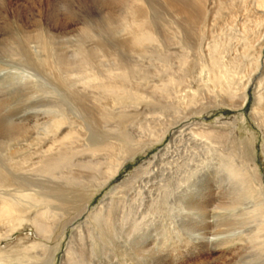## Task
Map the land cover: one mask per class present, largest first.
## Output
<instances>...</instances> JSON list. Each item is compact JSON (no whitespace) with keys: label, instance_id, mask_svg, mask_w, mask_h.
Here are the masks:
<instances>
[{"label":"bare ground","instance_id":"1","mask_svg":"<svg viewBox=\"0 0 264 264\" xmlns=\"http://www.w3.org/2000/svg\"><path fill=\"white\" fill-rule=\"evenodd\" d=\"M9 2L0 0V62L18 70L21 79L8 75L0 91V264H174L158 256L164 245L158 239L167 240L180 220L198 231L200 241L215 240L208 236L214 227L221 244L238 249L236 264H264V0H94L98 15L85 17L72 33L66 31L61 0L49 1L45 17L10 16ZM153 20H161L160 26ZM206 31L213 34L210 41ZM198 37L209 64L200 74L203 85L187 89L188 106L199 105L201 87L213 105L233 109L244 107L253 92L251 117L261 141L254 132L240 134L243 114L199 125L186 120L202 108L164 119L158 107L163 99L142 103L147 99L133 79L139 65L127 62L121 47L169 52L166 45L184 46L172 53L183 69L192 60L188 44ZM228 49L235 53L225 58ZM44 66L57 82L49 88L40 75ZM26 102H32V112L16 119ZM96 113L129 124L107 126L108 134L93 133L87 141L83 129L91 127L81 122L95 123ZM166 139L144 165L111 186L99 206L88 207L127 165ZM49 180L58 184L50 186ZM53 201L63 207H51ZM208 207L212 227L190 216ZM163 222L161 231L148 229Z\"/></svg>","mask_w":264,"mask_h":264},{"label":"rangeland","instance_id":"2","mask_svg":"<svg viewBox=\"0 0 264 264\" xmlns=\"http://www.w3.org/2000/svg\"><path fill=\"white\" fill-rule=\"evenodd\" d=\"M49 1H51V0H10L7 8H8V12H9L10 16L14 15L13 12H18V14H20V15H26V14L29 15L30 13H33L35 15H39V13H40L42 16L45 17L47 14L46 8L48 7ZM61 3H62L61 15L64 18L63 20L65 21V27L67 29L66 31L71 32V33L73 30H76L77 28L81 27L82 20H85V17H87L89 15L96 17L98 15V13L95 12L97 10L95 8L96 3L94 2V0H86V3H83L82 0H61ZM84 6H86L88 9H92L93 11L86 10L84 8ZM167 16L163 15L162 19L168 21L169 17H167ZM153 21L155 22L157 20H153ZM160 21L161 20H159V22L157 21V24L159 26H160ZM195 29H197V27ZM160 31L162 32L163 36H167V33L164 31V28H160ZM75 33H76V31L73 32V34H75ZM206 33H208L206 41H210L211 35H213V34H210V31H206ZM215 34H217V33H215ZM199 38L200 37H198L197 39H193L191 41L194 43L189 42L188 47L192 49V50L190 49L192 60L183 69L179 68L180 66L178 63V56H175V54L180 53L184 49V46L181 48V46H176L173 44L172 45H166L165 47L169 49V52H168V50L163 52L162 50H159V48H155V46H151L148 51H146V52H140L139 51L140 53L136 52V51H132L130 46H127L126 44H124V46L121 47V49H122V50H120L121 54L124 56V58L127 60V62L131 61V62L139 65V67L135 66L136 67L135 68V71H136L135 77H138V79H135V78H133V79L135 81H137V83H135V85H139L140 89H142L141 92H142L144 98L147 99L145 101L143 100L142 103L145 104V103L150 101L149 99H152L150 104H154V103H152V101H155V103L158 104L159 103L158 101L163 99L164 103L161 105H158V107H160V112H162L164 114V116L162 115V117H161L164 119L171 118L172 115H174L175 111L179 112V111H184L187 109H188V111L189 110L192 111L193 109L202 108V109H199V114L190 115L188 117V119L186 120V122H188V123L189 122H195L196 123V121H198L199 125L207 124V125L212 126L215 123H217L218 119H220V120L221 119L222 120L223 119H229L232 116H235V115L238 116L240 114H243L245 116V120L243 123L239 124L240 134L242 136H244V135H246L247 132H254V134L256 133L255 135L257 136V139H259L261 141L262 137L259 135V131L255 127L256 123L253 121V119L251 117V113H252L253 108H254L253 92H251L252 94L249 95V101L247 102V104L244 107L238 108V109L237 108L233 109V108L222 106V105H218V106L213 105V103H212V97L213 96H211V94L209 93V90L201 87L200 90H202V91H200L197 94L196 99H195L196 103L197 104L199 103V105L197 107L192 106L191 108H190V106H188L190 97H189V93H187V89L191 86L193 87L196 85V87H197V85H198V87H199V85L200 86L203 85V81L200 79V77H201L200 74H202V76L204 75V72H206V69H207L206 66L209 64L208 52H205V50H204L203 54H202V52H200V51H202V49H200V45H199V41H198ZM119 39H120V41H124V38L122 36L121 37L119 36ZM116 41L118 42L117 37L114 38V42H116ZM173 52H175V54H172ZM233 53H235L234 50L228 49L227 52L224 51L222 55L225 58H227V57H230V55L232 56ZM200 55H202V56H200ZM261 59L264 61V48L262 49ZM263 64H264V62H263ZM0 65H1L0 67L6 66L7 68H9V69H6V71L5 70L0 71V76H1V74H3L0 77V83L3 82L0 85V86L3 85V87H0V91L2 90V93H3V90L5 89V87L8 86L6 84L9 83L10 76L12 77L11 80L14 79V81H16L17 77H18V79H21V77H20L21 74L18 73V70H15L13 68L8 67V65L2 61L0 62ZM228 66H231V65H228ZM9 71H11V72H9ZM7 73H9V74H7ZM5 75L7 76V78ZM8 75H10V76H8ZM40 75L42 77H44V79L46 81L45 83H46L48 88L51 87L50 86L51 83H53V82L57 83L54 78H50L52 76L49 74L46 66L41 68ZM13 76H15V78H13ZM4 77L6 79H4ZM172 77H173V79H175V82H169ZM2 78H3V80H2ZM179 78H181L182 81L179 80ZM184 79H186V80H184ZM155 86H161L164 90L160 91L158 89H155ZM164 91L166 92V94ZM2 93H0V96ZM180 94H181V96H180ZM56 96H57V94H55L53 92V97L56 98ZM209 96H211V97H209ZM177 97H179V98H177ZM167 100H169V101L167 102ZM24 101H26V100H24ZM54 101L59 102L57 99H54ZM31 103L26 102L24 105H19V106H23V107L18 106L19 108L16 110L15 118H16V116H18V118H16V119H20L22 116L25 117L26 115L31 113L32 110H29L32 107ZM107 104H110L109 107L112 106V103L110 101H108ZM180 104H182V105H180ZM30 105H31V107H30ZM22 108H23V110H22ZM27 112H29V113H27ZM151 112L156 113L155 110L154 111L151 110ZM106 114H107V112H106ZM96 115H97V113L95 114V117H96ZM93 121H94V118H93ZM136 121L133 122V124L136 125ZM130 123H132V122H130ZM81 124L82 125L84 124L85 128L88 126L91 127L90 128L91 130L89 132L85 131L83 129L84 134H86L85 138L88 141V137L91 139L94 136V134H96V137L97 136L103 137L104 134H108L107 131L105 130V128H107V126L114 128L117 125V127H116V129H117V128H123L124 125L127 126L129 123L127 124V121H126L123 124H121L119 122L117 123V122L110 121L107 119H102L97 115V117L95 118V123L85 124V122L84 123L81 122ZM157 127H160V126H158V125L155 126V128H157ZM119 130H121V129H119ZM97 133H99V134H97ZM168 141L169 140L166 139L165 141L156 144L149 151L148 155L138 157L133 163H130L129 165H127V167L121 172V174L117 178L118 181L112 182L110 187L107 186L108 188H105V189L101 190L100 193L96 194V196L91 200L88 207L93 208V207L99 206L100 202L104 199L105 195L110 191L111 186H113L115 184L119 185L120 182L125 181V179L129 175H132L137 168H139L140 166L145 164V163H143V161L145 162L148 158H151L155 152H157L160 148H163L164 146H166L169 143ZM49 181H50L49 182L50 186L51 185L56 186V184H58V182H56V181H51V180H49ZM107 197H109V196H107ZM115 197L118 198V197H121V195H119L118 197L117 196H115ZM250 201L251 200L247 199L244 201V203L249 204ZM58 205H59L58 202L53 201V204L51 207H59V208L63 207L62 204H60V206H58ZM211 207L207 208L208 211L205 212V214H200L198 212H196V213L190 212V216H191V218H194L197 221L201 222L202 225H205L206 221H208L207 224L211 225V227H212V225H213L212 223H215V221H214V217H213L214 216L213 209ZM242 207H244V205ZM68 208L70 209L71 207H66V206L64 207V209H68ZM175 211H176V209H175ZM223 212H225L226 214L227 213L230 214V211H228V210L227 211L225 210ZM171 215L176 216L175 212H173ZM59 220H61V218ZM180 221L177 222L175 232L173 234L171 233V236L168 235L169 238L167 240H166V237L165 238L161 237L160 239H158L159 241L160 240L163 241L162 243H164V245L162 244V246L164 248L162 247L163 250H159V252H157V254H158V256L162 255L160 257H163L165 259V262H169V260H171V259L174 261L176 260L174 262V264H236L238 262V259L240 256V255H238V252H237L238 249H235V251H234V249L232 250V248L234 247L233 245L231 246V245L221 244L219 241H220V239H222V236L212 235V233H214V230H215L214 227L211 228V235H208V236H210L212 238L215 237V240L206 241V240L201 239V241H200V239H198V236H196V235H199L198 231H195V230L192 231L191 228H188L184 224V222H188L187 220H184L183 222L182 221L180 222ZM156 224H152L148 229L152 231V230H155L158 228V230L161 231L163 228H166L165 222H163L162 225H159L158 223H156ZM222 228L226 229V226H223ZM58 230L59 229L56 228V230L52 234V239L50 240V243H49L50 245H52V243H55V241L57 240ZM18 232H19L18 234L23 233L20 231H18ZM25 232L27 233V231H25ZM178 233H180L181 235ZM16 235H17V233H14L12 237L15 238ZM34 237H36L39 240V237L36 234L34 235ZM195 237H197V238H195ZM176 238H177V240H176ZM217 238L219 241L217 240ZM177 241H179V242H177ZM187 241H189V242L187 243ZM189 243H191V244H189ZM2 244H4V242H2ZM155 244L157 245L156 242H155ZM159 244H160V242H159ZM213 244H214V246H213ZM155 247H157V246H155ZM38 250H41V248ZM166 250H169V251H166ZM48 253H49V251L46 252V254H48ZM175 254H176V257H174ZM184 254H185V256H184ZM181 257H183V258H181ZM43 258H44V256L42 257L41 260H43ZM176 258L178 259V261ZM99 259H102V258H99ZM43 262H45V261H43ZM130 262H132L131 264H138V263H134L136 261L128 260V264Z\"/></svg>","mask_w":264,"mask_h":264}]
</instances>
